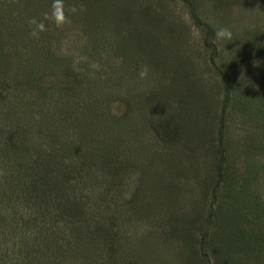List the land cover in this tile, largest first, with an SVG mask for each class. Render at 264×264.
I'll return each instance as SVG.
<instances>
[{
    "label": "rangeland",
    "instance_id": "obj_1",
    "mask_svg": "<svg viewBox=\"0 0 264 264\" xmlns=\"http://www.w3.org/2000/svg\"><path fill=\"white\" fill-rule=\"evenodd\" d=\"M54 3L0 0L9 85L48 65L47 84L79 93L86 130L67 142L107 157L118 264H264V0H62L59 26L45 16ZM221 26L232 41L215 37Z\"/></svg>",
    "mask_w": 264,
    "mask_h": 264
},
{
    "label": "trees",
    "instance_id": "obj_2",
    "mask_svg": "<svg viewBox=\"0 0 264 264\" xmlns=\"http://www.w3.org/2000/svg\"><path fill=\"white\" fill-rule=\"evenodd\" d=\"M10 37L0 32V264H106L105 257L108 264H118L117 230L111 234L112 228L104 226L102 186L114 185L106 177L107 157L101 154L100 160L86 147L76 152L67 142L83 126L86 130L85 117L75 115L82 99L47 84L42 76L51 75L48 65L26 72L33 77L27 86L9 85V80L17 82L10 69L15 55ZM25 46L28 54L29 44ZM60 100L64 108L56 107ZM224 134L222 121L219 147ZM219 147L217 185L225 186ZM228 195L241 197L242 189ZM111 215L118 223L117 210ZM209 216L216 215L211 210ZM228 238L234 241L235 232Z\"/></svg>",
    "mask_w": 264,
    "mask_h": 264
},
{
    "label": "clouds",
    "instance_id": "obj_3",
    "mask_svg": "<svg viewBox=\"0 0 264 264\" xmlns=\"http://www.w3.org/2000/svg\"><path fill=\"white\" fill-rule=\"evenodd\" d=\"M75 11V9H73ZM45 16L51 19L57 26L65 22V15L63 11L62 0H55V3L52 6L50 13H46ZM35 27L32 29L31 35L36 36L39 32L45 30V25L43 22L32 21ZM215 37L222 41H232L233 33L230 28L226 26L218 27L215 31ZM149 68L147 65L142 66L139 76L144 78L148 75Z\"/></svg>",
    "mask_w": 264,
    "mask_h": 264
}]
</instances>
